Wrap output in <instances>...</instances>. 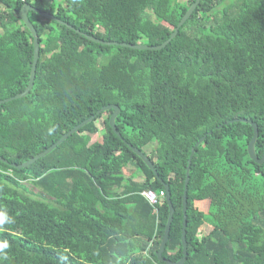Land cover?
Here are the masks:
<instances>
[{
  "label": "trees",
  "instance_id": "obj_1",
  "mask_svg": "<svg viewBox=\"0 0 264 264\" xmlns=\"http://www.w3.org/2000/svg\"><path fill=\"white\" fill-rule=\"evenodd\" d=\"M194 2L0 0V100L29 81L33 45L22 6L104 42L157 46ZM27 17L39 43L33 87L0 105V214L11 221L0 224L8 244L0 264H165L156 252L167 204L155 214L140 195L162 183L174 209L162 257L179 261L185 171L204 135L190 158L183 264H264V163L248 156L252 127L228 123L256 124L261 158L264 0H201L160 50L96 43L34 11ZM108 105L118 106L122 140L108 123L112 110L97 114ZM92 116L33 164L11 166ZM97 133L100 142L91 140Z\"/></svg>",
  "mask_w": 264,
  "mask_h": 264
},
{
  "label": "water",
  "instance_id": "obj_2",
  "mask_svg": "<svg viewBox=\"0 0 264 264\" xmlns=\"http://www.w3.org/2000/svg\"><path fill=\"white\" fill-rule=\"evenodd\" d=\"M200 1L201 0H195V2L188 8L187 12L181 18V20L177 24V27L170 34L169 38L166 41H164L162 44L157 45V46H147V45H141V44L130 45V44L116 43V42H104V41L98 40V39H96V38H94L92 36H87L86 34L80 33L78 30L74 29L72 26L60 21L59 19L53 17L49 13L39 12L38 10L34 9L33 7H31L30 5L22 6L20 11H19V17H20L21 21L23 22V24L25 25V27L27 28V30L30 32V34L32 36V45H33V58H32V64H31L30 73H29V81H28V84H27V86H26V88L24 89L23 92L15 95L13 97H10V98L4 99V100H0V105L8 103V102L13 101V100L24 98L25 96H27L29 94V92L31 91V89L33 87L34 78H35V71H36V65H37L38 56H39V43H38V39H37L36 30L34 29V27L32 26V24L30 23V21H29V19L27 17V13L29 11H34L37 14H39L40 16H42L43 18H45L47 20H51L53 22H56L59 25H64L66 28H68L70 30H73L77 34H80V35L86 37L88 40H90L92 42L102 43V44H106V45H121V46H126V47L131 48V49H138V50H145V49H148V50H160L163 47H165V45L167 43H169L174 38V36L177 34L178 29L191 16V14L193 13V11L197 7V5L200 3ZM108 110H112V114L109 117L108 123H109L112 131L115 133V135L119 139H121V137H120L119 133L116 131V128H115V125H114L115 118L117 117V115L119 113L118 106H116V105L104 106L97 112V114H100L101 112L108 111ZM92 120H94L93 116L88 118L85 121H82L80 124L76 125L75 127H73L70 131H68L66 134L61 136L54 144H52L50 147L45 149L43 152L37 154L33 158L27 160L26 162H24V163H22L20 165H11V166L13 168H15V169H18V170L28 167L29 165L33 164L39 158H42L45 155H47L56 146L61 144L66 138H68L72 134H74L77 131H79L80 128H82L85 124L91 122ZM234 122L248 123L252 127L253 133H252L251 140L249 141L248 146H247V153H248L249 158L252 161H254L255 163H257V164L264 163V151H263V154H262L261 158H258L256 156V154H255V151H254V145H255V142H256L257 137H258V129H257L256 124L253 123L252 121H248V120H245V119H236V120H233V121H229L228 123H234ZM221 126L222 125L217 127V129L221 128ZM210 134L211 133H207V135H210ZM205 137L206 136L204 135L201 138H199L198 141L191 148L188 164H187L186 171H185V180H184V187H183L182 200H181V204H182V228H181V239L180 240H181V247H182V250H181L182 256L179 259V261H177L175 263L170 262V261H168V260H166V259H164L162 257L163 251H164L166 243L168 241V234H169V231H170V225H171V222H172V219H173V213H174V209L172 207L171 200H170L169 188H168V186L166 184L162 183L163 189L165 190V202H166L167 207H168V217H167V221H166V224H165L163 235H162L160 243H159L158 250L156 252V257H157L158 261L164 262L165 264H183L185 262V260H186V257H187V244H186V239H185V236H186V218H187V216H186V210H187L186 191H187V183H188V179H189L190 158L194 154V149L203 142ZM125 144L127 145V147L136 156H138L145 163V165L148 167V169H150L154 174H156V171H155L152 163L148 160V158L146 157V155L143 152H141L138 149L132 147L130 144H128L126 142H125ZM0 161H2L4 163H7V161H4L1 157H0Z\"/></svg>",
  "mask_w": 264,
  "mask_h": 264
},
{
  "label": "built area",
  "instance_id": "obj_3",
  "mask_svg": "<svg viewBox=\"0 0 264 264\" xmlns=\"http://www.w3.org/2000/svg\"><path fill=\"white\" fill-rule=\"evenodd\" d=\"M140 195L153 208L155 214L156 207L165 199V191L163 189L159 191L146 190L141 192Z\"/></svg>",
  "mask_w": 264,
  "mask_h": 264
},
{
  "label": "rangeland",
  "instance_id": "obj_4",
  "mask_svg": "<svg viewBox=\"0 0 264 264\" xmlns=\"http://www.w3.org/2000/svg\"><path fill=\"white\" fill-rule=\"evenodd\" d=\"M181 1H182V0H181ZM220 9H221V8H219V10H220ZM97 124L100 125V124H101V120H99ZM99 128H100V126H99ZM91 140H92V141H96V140H98V141L100 142V141H101V136H100V134L97 133L96 135L92 136V137H91ZM148 147H149L148 149L145 148V149L147 150V152H148L151 148H153L152 144H150ZM132 168H133V167H132ZM128 170H129V169H128ZM28 187L31 188V186H28ZM205 225H206V224H205ZM205 225H204V226H205ZM204 226L202 227L201 231L199 232V236L204 235L205 233H207L208 229L205 228Z\"/></svg>",
  "mask_w": 264,
  "mask_h": 264
},
{
  "label": "clouds",
  "instance_id": "obj_5",
  "mask_svg": "<svg viewBox=\"0 0 264 264\" xmlns=\"http://www.w3.org/2000/svg\"><path fill=\"white\" fill-rule=\"evenodd\" d=\"M164 201H165V199H164ZM5 222H11V221L6 215L0 214V224H3ZM7 248H8L7 242L0 243V255L5 256V258H6V253L4 252V250L7 249Z\"/></svg>",
  "mask_w": 264,
  "mask_h": 264
},
{
  "label": "crops",
  "instance_id": "obj_6",
  "mask_svg": "<svg viewBox=\"0 0 264 264\" xmlns=\"http://www.w3.org/2000/svg\"><path fill=\"white\" fill-rule=\"evenodd\" d=\"M178 1L181 2V3H184L186 0H182V1H181V0H178ZM152 146H153V144H152ZM148 148H149V147L147 146L146 149H148ZM128 169H129V170H133L132 166H128L127 170H128ZM124 173L126 174V171H124ZM140 178H141V177L138 176V179H135V180H140Z\"/></svg>",
  "mask_w": 264,
  "mask_h": 264
}]
</instances>
